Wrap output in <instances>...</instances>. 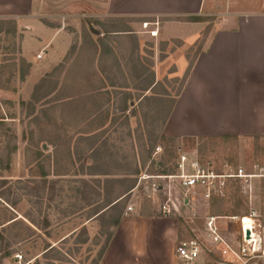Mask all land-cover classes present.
I'll return each instance as SVG.
<instances>
[{
    "label": "rangeland",
    "instance_id": "rangeland-1",
    "mask_svg": "<svg viewBox=\"0 0 264 264\" xmlns=\"http://www.w3.org/2000/svg\"><path fill=\"white\" fill-rule=\"evenodd\" d=\"M51 11L57 17L42 21L60 29L69 47L60 64L42 73H31L22 59V25L0 34V264H96L114 232L113 218L162 216L166 180L156 176L174 174L179 156L247 170L264 156V137L166 135L185 72L155 68L152 58L162 61L178 42L164 45L133 22L75 18L82 13L77 8ZM198 46L188 50L190 59ZM38 47L29 42L26 51ZM164 169L168 173L151 172ZM171 195L179 208L168 217L176 224V245L205 239L208 215L223 217L219 225L229 236L239 225L226 217L245 216L253 207L264 227L258 190L251 203L234 186L208 203L197 192L185 205L176 187Z\"/></svg>",
    "mask_w": 264,
    "mask_h": 264
},
{
    "label": "crops",
    "instance_id": "crops-1",
    "mask_svg": "<svg viewBox=\"0 0 264 264\" xmlns=\"http://www.w3.org/2000/svg\"><path fill=\"white\" fill-rule=\"evenodd\" d=\"M53 5L77 8L82 13L75 18L114 26L159 20V40L179 45L162 61L152 58L154 66H173L178 73L186 71L188 50L209 27L165 133L264 137V0H0V20H13L25 29L22 59L33 66L31 73L60 64L68 52L69 38L42 21L57 17ZM29 42L39 46L33 53L26 51ZM36 61L41 63L34 68ZM176 230L168 217H123L99 264H176Z\"/></svg>",
    "mask_w": 264,
    "mask_h": 264
},
{
    "label": "built area",
    "instance_id": "built-area-1",
    "mask_svg": "<svg viewBox=\"0 0 264 264\" xmlns=\"http://www.w3.org/2000/svg\"><path fill=\"white\" fill-rule=\"evenodd\" d=\"M160 22L144 21L140 23V32L150 38H156ZM41 50L36 58L43 55ZM166 180L163 185V193L167 199L160 207L159 213L163 217H169L179 211L172 199L171 190L177 188L184 194L183 202L188 204V194L199 193L203 202H209L214 198L225 196L229 186H234L238 193L251 203L257 190L264 193V156L258 162L252 164L250 169L243 167L233 168L225 163L220 169L212 165L202 164L197 158L179 156L175 165V173L156 176ZM153 190L160 189L152 184ZM175 186V187H174ZM166 190L168 193H166ZM131 212L132 208L128 207ZM259 213L251 207L245 216H229L226 219L237 220L238 231L229 236L222 232L219 220L223 217L208 215L204 222L205 239L190 238L179 241L174 249L176 264H264V227L259 223ZM247 218L251 223L245 226ZM207 243V244H206Z\"/></svg>",
    "mask_w": 264,
    "mask_h": 264
},
{
    "label": "trees",
    "instance_id": "trees-1",
    "mask_svg": "<svg viewBox=\"0 0 264 264\" xmlns=\"http://www.w3.org/2000/svg\"><path fill=\"white\" fill-rule=\"evenodd\" d=\"M135 21H139V20H135ZM188 21H192V22H201V21H203V19H201V18H188ZM127 22H131V21L128 20ZM132 22H133V21H132ZM7 26H9V27L11 28V30L14 31V30H15V27H16V23H15V21H13V20H0V34H1V33H10L11 30H6V29L4 30V27H7ZM129 31H130V28H127V29H124V30H120V31H104V32H106V34H107V33L129 32ZM208 31H209V27H207V28L204 30V32H203V34H202L200 40H198V42L196 43V44L199 43V46H198V49H197V51H196L194 57H193L192 59H190L188 55L186 56V58H187V60H188V67H187V69H186V71H185V74H184V77H183V80H182L181 87H180V89H179V91H178V95H179V93H180L182 87L184 86V82H185V80H186V78H187V76H188V74H189V72H190V69H191V67H192V65H193V61L195 60V58L197 57V55L199 54V52H200V50H201V48H202V45H203L204 40H205V38H206V36H207V34H208ZM103 37H104V36H103ZM99 45L102 46V47H104V45H105V44H104V40H102V39L99 40ZM106 49H107V48H106ZM22 78H23V76H22ZM151 86H152V83L149 84L148 87H146L144 90H145V91L149 90V89L151 88ZM52 93H53V90H50V91L48 92L47 96L50 95V94H52ZM178 95H177V96H178ZM126 99H127V98H126ZM126 99H125V102H126ZM171 112H172V111H170V114H171ZM170 114H169V116H170ZM169 116H168V118H169ZM152 164H153V163H152ZM152 169H153V168H152ZM151 172H153V173H161V174H165V173H168V170H165V169H164V170H161L160 172H157V171L151 170ZM133 187H134V185H130V187H129V188L125 191V193H123L122 195L127 194L131 189H133ZM236 194H237V193H236ZM236 194H235V195H236ZM119 198H120V196H118L113 202H110L109 205L112 204L111 207H114L115 205H117V204L120 202ZM220 205H221V204H219L218 208L215 210V213H217V214H219V213L222 212V207H221ZM140 216H150V215L145 214V213H140ZM120 220H121V219L119 218V216H118L117 218H113L112 223H113V226L115 227V229L118 227V225H119V223H120ZM115 229H114V231H115ZM113 234H114V232H113ZM113 234H112V236H113ZM112 236H111V237L108 239V241L106 242V246H105L104 250L100 253V255H99V259H98V262H97L96 264H99V262L101 261L103 255H104L105 249L107 248V246H108V244H109V242H110Z\"/></svg>",
    "mask_w": 264,
    "mask_h": 264
},
{
    "label": "water",
    "instance_id": "water-1",
    "mask_svg": "<svg viewBox=\"0 0 264 264\" xmlns=\"http://www.w3.org/2000/svg\"><path fill=\"white\" fill-rule=\"evenodd\" d=\"M89 29H90V32H91L92 34H94V35H99V32L96 31V30H94V29H92L91 26H89Z\"/></svg>",
    "mask_w": 264,
    "mask_h": 264
},
{
    "label": "bare ground",
    "instance_id": "bare-ground-1",
    "mask_svg": "<svg viewBox=\"0 0 264 264\" xmlns=\"http://www.w3.org/2000/svg\"><path fill=\"white\" fill-rule=\"evenodd\" d=\"M244 223L246 227H249L251 222L247 218H245Z\"/></svg>",
    "mask_w": 264,
    "mask_h": 264
}]
</instances>
